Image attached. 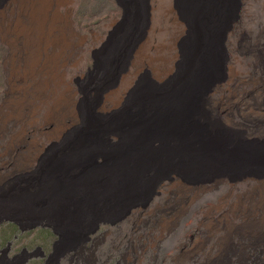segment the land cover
<instances>
[{
  "label": "rangeland",
  "instance_id": "1",
  "mask_svg": "<svg viewBox=\"0 0 264 264\" xmlns=\"http://www.w3.org/2000/svg\"><path fill=\"white\" fill-rule=\"evenodd\" d=\"M21 2L0 0V155L78 160L65 168L70 176L61 194L35 197L37 222H63V227L57 222V229L66 238L56 251H84L88 264H264V257L253 256L264 250V178L242 179L246 166L226 149L223 161L221 143L211 141L213 132L204 124V107L214 98L208 91L219 86V80L211 78L222 74V64L214 65L213 59H220L223 33L229 32L227 43L251 36L256 46L260 34L264 43V0H69L59 13L69 20L75 46L57 83L35 94L32 79L23 77L24 58L13 56L6 33L23 12ZM198 39L202 45L195 50ZM253 46L228 65L259 74L255 63L264 59V45L261 50ZM41 73L38 70L34 79H46ZM63 91L75 114L52 117L53 101ZM23 97L21 105H12ZM57 201L67 202L64 210L47 203ZM5 216L19 217L13 211ZM222 238L228 245L223 247ZM66 255L71 263L73 255Z\"/></svg>",
  "mask_w": 264,
  "mask_h": 264
},
{
  "label": "bare ground",
  "instance_id": "2",
  "mask_svg": "<svg viewBox=\"0 0 264 264\" xmlns=\"http://www.w3.org/2000/svg\"><path fill=\"white\" fill-rule=\"evenodd\" d=\"M68 1L69 0H22V2L20 4V6H21L20 8L23 12L19 15V17L17 18L15 23L13 25H10L6 30V33L10 35V44H11L12 49L14 51L13 56H21L22 55L24 58L25 66L23 68V77L32 79L33 86H34V91H33L34 93L33 94L50 88L54 82H55V84L57 83L56 77L58 76V72H59L61 66L63 67V64L65 63V61L67 59V56H69L70 49H72L75 46V41H74L75 35H74L73 31L71 30L69 20H68L66 15L59 13V8L63 5H66L68 3ZM211 27H213V26H211ZM214 27H216V26H214ZM209 29H211V28H209ZM202 30L204 31V29H202ZM213 30H214V28H213ZM211 31H212V29H211ZM228 33L229 32H227L225 30V32L223 33L222 41L220 42V44H218V45H220V46H218V49L220 50L218 52L220 59L219 58L213 59V60H216V63H214V65L218 64L221 67V64H222L221 68L217 65L218 68L221 69L222 74L218 75L219 78H217L216 76L211 78L210 82H212L214 80L216 81V79H218L219 81L217 83L219 84V86L216 85L217 86L216 89H214L216 87V86H214V88L211 91H208V92H211L210 94L213 93L214 98L213 97H212V99L210 98L207 102V107H204V112H205L204 114L207 115V121L204 122V124H205L206 130H210L213 132L210 134L213 137V139H211V141H218V145H219V143H221L220 144L222 147L221 155H222L223 161H224V153H225L224 149H226V150H228V152H232L233 154H235V158L246 166V171H245V173H243L244 175H240V177L242 179H244V180L245 179H260V178H264V63H262L264 61V59H262V62L259 59V61L257 63H255L256 64L255 68L260 70V73L257 75H252L251 70L249 72L245 71V73H244L243 71H241L239 69L236 70L234 68L236 66L228 65V63H227L228 60L234 61L235 58H232V57L237 56V55H242L243 53H247V54L250 53V46L254 45V42L250 41L251 36H249L248 41H243L242 38L241 39L239 38L240 40H235V37H234L230 43H227V38H229ZM230 33H232L234 35L236 32L233 31ZM200 35H201V33H200ZM213 35H212V37H214ZM205 36H206V34H205ZM205 36H204V38H205ZM220 36H222V35H220ZM262 37H263V35L260 34L259 42L257 41L256 46L255 45L253 46V47L259 46L258 50H261L262 45H264V43L261 41ZM199 39H198V43L193 45L195 50H197L199 48V46L202 45V42ZM210 40H212V39H210ZM190 41H193V40L190 39ZM18 42H21V46L20 45L18 46ZM203 42H204V39H203ZM213 42H214V38H213ZM189 43H191V42H189ZM181 44L184 45V43H182V42H181ZM185 46H186V44H185ZM190 47H192V46H190ZM211 47L213 48L214 46H211ZM50 48H52L51 52H50ZM187 48H188V46H187ZM204 48H206V47H204ZM215 48H216V46H215ZM181 49H183V48H181ZM217 51H216V53H217ZM204 52H205V50L203 51V53ZM180 53L182 56V52H180ZM252 53H254V52H252ZM198 54H199V52H198ZM263 55H264V53H263ZM192 56H193V54H192ZM194 56H195V54H194ZM221 56H222V58H221ZM217 57H218V55H217ZM259 57H256V58H259ZM189 60H191V59L189 58ZM243 62L244 61L240 62L241 65L244 64ZM40 64H42L41 67H40ZM249 64L246 65L248 70H249ZM196 65H198V64H196ZM196 65H195V67H196ZM208 65L210 66V64H208ZM38 66L40 67L39 69H37ZM38 70L42 71L41 74L43 77H46V79H42L39 81L34 79L35 76L38 74ZM180 70H182V69H180ZM192 70H194V68ZM209 73H211V72H209ZM188 75H190V72ZM198 75H199V73H198ZM198 75H196V76H198ZM199 76H201V75H199ZM221 77H222V79H221ZM193 78H195V77H193ZM207 78H209V77L207 76ZM199 79H201V77ZM199 79H197V81ZM207 80H206V83H204L205 81H203V83L207 84ZM177 81H179V79ZM191 83H193V82H191ZM60 84L61 83L58 80V85H60ZM208 85H210V84H208ZM188 86H190V85H188ZM202 86H201V88H202ZM196 87H198V86H196ZM65 92L63 91L60 94V96L55 98V100L53 101V107L51 108V112H50V115L52 117H56L55 115H57V114L61 115L62 117L73 116L75 114V110L73 107L72 100L70 97H67L65 95ZM192 95H193V93H192ZM186 97H187V95H186ZM24 98L25 97H23V99H21L20 101L13 102L12 105H17V106L21 105L24 101ZM194 98H192V99H194ZM201 98H202V96H201ZM176 101H178V99ZM180 103H181V101H180ZM183 103H185V101ZM176 106H178V104ZM190 112H192V111H190ZM193 112H195V111H193ZM176 113H178V112H176ZM183 113H184V111H183ZM186 114H188V113H186ZM201 115H203L202 112H201ZM187 117H188V115H187ZM197 117H198V115H197ZM197 117H195V118H197ZM190 121H191V119H190ZM193 122H194V120H193ZM178 123H180V120H178ZM200 125H202V124L200 123ZM174 127H176V126H174ZM198 128H200V127H198ZM172 131H174V130H172ZM193 131H195V129ZM176 132H174V133H176ZM187 132H189V131H187ZM203 133L204 132H202V134ZM197 134H199V131ZM204 135H206V134H204ZM172 138L174 139V137H172ZM198 138H199V136H198ZM209 138H211V137L209 136ZM203 139H205V137ZM228 143L232 144V146H231L233 148L232 150H229L227 148ZM174 146H176V145H174ZM187 146H189V145H187ZM210 146H212V145H210ZM167 147H169V146H167ZM168 152H171V151L168 150ZM197 152H198V150H197ZM165 154H167V153H165ZM184 154H186V152ZM193 155H194V153H193ZM218 155H219V153H218ZM187 156H186V158H188ZM225 156H227V155H225ZM239 156H241V157H239ZM6 157H9V159H6ZM170 157H171V155H170ZM181 158H182V156H181ZM218 160H219V158H218ZM225 160L228 161V158ZM77 161L78 160H72V158L70 160L69 159L65 160L64 158L60 159V157L57 155L56 156L55 155L54 156L41 155V156H35V157L34 156H23L22 157V156L18 155L17 159H12L10 157V155L9 156H1L0 155V264H67V259H69V258H67L66 254H68V253H71V255H73L71 263L68 261V264H88V260H87L88 258L84 259V260H87L86 262L83 261V256H84L83 252L84 251H79L78 249H76V250L72 249V251H66L64 249L66 252L65 251H61V252L56 251L58 244L62 241V239L66 238V237L62 236V235H64V233H62V235H61L60 231L57 229L61 226L63 227V222L57 221L55 219V220H52L55 223L54 225H52V226H50L49 224L44 225L42 222H37V220L35 218V214H34V210L36 207V203H35L36 195H38L40 193H48V194H53V195L61 194L64 191L65 187L68 186L67 178L70 176V175H67V176L65 175V173H66L65 168H70L71 166H73L72 163H76ZM184 161H186V159ZM216 162H218V161H216ZM198 165H199V162H198ZM214 165H217V164L215 163ZM234 165H235V163H234ZM182 166H184V165H182ZM220 166H222V164H220ZM237 166H239V162H238ZM178 167H179V165H178ZM229 167H232V166H229ZM185 168H186V166H185ZM187 168L190 169L191 167L189 166ZM195 169L199 170L196 167H195ZM186 170H184V171H186ZM220 170H223V169H220ZM202 171H203V169H202ZM230 171H229V174H230ZM224 172H225V169H224ZM236 172H234V173L236 174ZM182 173H183V171H182ZM191 173H192V171H191ZM234 173H231V174H234ZM220 174H222V173H220ZM178 175H176V176H178ZM193 176L194 175H192V177ZM231 176H233V175H231ZM231 176H230V178H231ZM190 177H191V175H190ZM194 177H196V176H194ZM219 177H220V175H219ZM216 180H217V178H216ZM233 181H231V182H233ZM219 184L220 183H218V185ZM232 200H233V198H232ZM47 203L51 204L52 208H55V209L60 208V209L64 210L65 204L67 202H63V201L58 202L57 201V202H47ZM47 203H40L39 206H46V205H48ZM74 206H75V204H74ZM67 207H68V205H67ZM231 207L233 208V206H231ZM206 208H208V207H206ZM173 209H175V208H173ZM114 210H115V208H114ZM114 210L111 211V213L114 212ZM6 211L16 212L17 216H19V217L10 218L8 216H5ZM105 219H107V218H105ZM45 220L46 219H44L43 221L45 222ZM57 222H59L61 226L57 225ZM69 222H72V221H69ZM74 223H77V222H74ZM172 225L173 224H171V226ZM233 226L235 227L236 224H234ZM108 227H110V226H108ZM67 228H68V226H67ZM174 228H175V226H174ZM36 229H38L39 232L41 231V233H39V232L37 233ZM104 231H106V230H104ZM231 231H233V230H231ZM71 235L73 236V235H75V233L74 234L72 233ZM97 236H98V234H97ZM87 237H88V234H87ZM91 239H92V237H91ZM99 239H101V238H99ZM222 239H223L222 242H223V247H224L226 245L227 241L224 240V238H222ZM110 241H112V240H110ZM90 242H91V240H88L89 244H90ZM178 242H180V241H178ZM75 244H76V242H75ZM96 245H97V243H96ZM219 245H220V243H219ZM227 245H228V243H227ZM62 246H64V245L62 244ZM81 247H83V246H81ZM245 247H247V245ZM99 248H100V246H99ZM228 248L230 249V247H228ZM37 250H39L40 253L37 254ZM98 250H101V249H98ZM112 251H114V249ZM238 253H239V251H238ZM99 254L100 253H98V255ZM92 255H95L94 251H92ZM96 255H97V253H96ZM223 255H225V254H223ZM113 256H114V254H113ZM207 256H208V254H207ZM240 256H242V254ZM253 256L254 257H256V256L264 257V250H259L257 252H254ZM246 257L249 258L248 254ZM98 259H96V261H98ZM245 259H243V260H245ZM249 259H251V258H249ZM251 260H253V258ZM92 262H93V260H92ZM99 264H100V262H99ZM109 264H110V262H109Z\"/></svg>",
  "mask_w": 264,
  "mask_h": 264
}]
</instances>
